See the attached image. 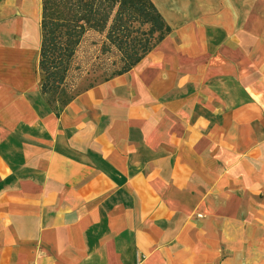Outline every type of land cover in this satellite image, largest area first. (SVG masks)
<instances>
[{
	"label": "crops",
	"instance_id": "obj_1",
	"mask_svg": "<svg viewBox=\"0 0 264 264\" xmlns=\"http://www.w3.org/2000/svg\"><path fill=\"white\" fill-rule=\"evenodd\" d=\"M149 1L171 33L57 116L0 0V264H264V0Z\"/></svg>",
	"mask_w": 264,
	"mask_h": 264
},
{
	"label": "rangeland",
	"instance_id": "obj_2",
	"mask_svg": "<svg viewBox=\"0 0 264 264\" xmlns=\"http://www.w3.org/2000/svg\"><path fill=\"white\" fill-rule=\"evenodd\" d=\"M39 73L54 107L137 64L166 34L148 0H41Z\"/></svg>",
	"mask_w": 264,
	"mask_h": 264
},
{
	"label": "trees",
	"instance_id": "obj_3",
	"mask_svg": "<svg viewBox=\"0 0 264 264\" xmlns=\"http://www.w3.org/2000/svg\"><path fill=\"white\" fill-rule=\"evenodd\" d=\"M149 1V0H148ZM150 2V1H149ZM151 3V2H150ZM152 4V3H151ZM153 5V4H152ZM154 7V6H153ZM165 23V22H164ZM166 24V23H165ZM166 28H167V32H166V34L165 35H163L160 39H159V41H158V43H157V45H155V47L156 46H158L170 33H171V29L169 28V26H167L166 25ZM154 47V48H155ZM43 48H44V45H43ZM43 48H42V52H43ZM153 48V49H154ZM152 49V50H153ZM151 50V51H152ZM143 59V58H142ZM141 59V60H142ZM141 60H139L138 62H140ZM137 62V63H138ZM134 67V66H133ZM132 67V68H133ZM131 68V69H132ZM40 69L42 70V64H40ZM130 69H128V70H126L125 72H122V73H117V74H115L114 76H112L111 78H109V79H107L106 81H109L110 79H112V78H114V77H116V76H119V75H122V74H124V73H126V72H128ZM105 82V81H104ZM42 93L47 97L48 95H47V91H46V83H43L42 84ZM75 97H73V98H71V99H69V100H67V101H65V102H63V103H61V105H62V108H64V107H66L73 99H74ZM47 102H48V104L56 111V114H57V116H59V114H60V111L58 110V109H56L55 107H54V103H55V100L54 99H52V98H48L47 97Z\"/></svg>",
	"mask_w": 264,
	"mask_h": 264
}]
</instances>
